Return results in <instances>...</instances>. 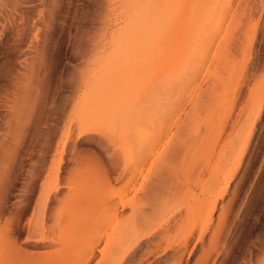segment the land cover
Here are the masks:
<instances>
[{"label":"rangeland","instance_id":"obj_1","mask_svg":"<svg viewBox=\"0 0 264 264\" xmlns=\"http://www.w3.org/2000/svg\"><path fill=\"white\" fill-rule=\"evenodd\" d=\"M221 15L217 45L202 59L212 39L189 25L204 20L209 29ZM125 110L141 127L164 131L156 151L171 135L188 147L177 152L188 157L175 154L178 196H154L151 229L132 234L128 206L118 223L105 220L88 233L94 210L70 201L86 179L68 180L103 168L113 191L123 188L127 179L110 173L115 149L105 129L126 123ZM127 159L120 156L119 167ZM78 161L86 166L76 171ZM147 165L138 179L145 185L161 176ZM65 210L83 226L59 240L49 229ZM157 229L159 241L151 238ZM187 234L180 264L202 263L213 246L203 264L264 259V0H0V264L78 263L100 237L99 251L123 245L109 252L119 253L109 264H173Z\"/></svg>","mask_w":264,"mask_h":264},{"label":"bare ground","instance_id":"obj_2","mask_svg":"<svg viewBox=\"0 0 264 264\" xmlns=\"http://www.w3.org/2000/svg\"><path fill=\"white\" fill-rule=\"evenodd\" d=\"M212 1L215 3V2H217L219 0H212ZM228 1H231V0H222V2H224L225 4ZM211 3L212 2H210V5H211ZM223 22H224V18L221 15L217 19L214 20V27L209 28V29L208 28H204L203 29V27H204L203 23H205L204 20H203V23L195 22L194 24L191 23L189 25L191 28H194V30H196V33H198V35L201 34L202 37H207V38L211 37V39H212L209 43L204 44L202 46V48H204V52H205V54L202 57V59L208 57V55H210V51L215 48L213 45L216 44L215 40H218L217 36H220V32L223 31V30H221L222 27H223ZM232 24H234V23H232ZM224 26H226V24ZM230 37H232V36H230ZM228 41H230V40H228ZM214 42H215V44H214ZM224 45H225V43L222 46H224ZM225 49H222V50L225 51ZM221 55H222V52H221ZM210 57H212V56H210ZM124 114H128L129 115V119H128V121L126 123H123L121 126L120 125L119 126H111V127H107L105 129V132L106 133L108 132L109 133L108 134L109 137H111V138H109L110 141H111V146H114V149H115L113 151L112 155L110 156V158H113L112 156H114L113 161L111 162L112 159L109 160L110 161L109 164H111L113 166L112 170H110V173L111 174L114 173V174L119 176V178L115 179V181H119V180L123 181V180L127 179V182L123 186V188H121V190H119V191H115L114 192L113 191V187L111 185V181L108 179L109 172L106 173V172L102 171L103 168H102V170L98 169L97 172L90 171L88 168H86L84 170L86 172L81 171L77 175H74L75 173L73 172L74 176L71 179L68 180L69 183H75L74 181L78 180V177H80V178L83 177V178L86 179V180L83 179L82 183L80 184V186L76 187L75 191H73L74 192V196H73V198L70 201H71V204H72L71 206H74L73 205V201H74L75 204H86V203H88L89 204V206H88L89 210H91V211L94 210V221L89 226L88 233L92 232L96 227H98L99 224H101L105 220H110V221L111 220H115V222H116V220L119 221L117 218H118V212L120 211V209L124 210L126 207L130 206L132 208V214L134 215V218H133L132 224H131V226H132L131 227V231H132V234L133 233L136 234L140 230L138 228V226H140L143 230H145L148 227L149 228L151 227V223L153 222L152 219L157 215V206H159L158 205V201H157L158 199H155L157 197L154 198V196H157V193H162L163 194L162 197L164 198L165 201H167V199H170V197L171 198L176 197L175 195L178 196V193L174 194V189L176 187L173 186V182H172V174L175 171V166L178 165L175 162V160H176L175 158L177 157V156L175 157V154L177 152L181 153L183 151L185 153V155H186V152L188 151V147L185 146V145L181 146L180 144H177V143L175 144V140H173V137L176 136V135H171V137H170L168 142L164 141V142H167V147L164 148L161 152H158V150L156 151V147L158 148L160 146L159 145L160 142H162V140H164L162 138V134L163 133L161 135H159V134L161 132H164V131L161 130V129L157 130L155 128L157 126H155V127L153 126L152 130L145 129V128H143V126L141 127L139 125V123L137 122L136 118L134 120H132V118L134 116H136V115L134 113H132V115L130 116V114H131L130 110H128V111L125 110V111H123L121 113V115H124ZM131 120L134 121V122L131 123ZM139 122H140V120H139ZM78 128H79L78 130L80 132V135L82 136V133H83L82 131L84 130V126H81V127L79 126ZM180 129L181 128L177 127L175 133H179V132L181 133L182 129L181 130ZM170 133H172V132H170ZM112 134H114V135H112ZM167 134H165L163 137L165 138V136ZM141 136H142V138H140ZM113 138L118 139V140H116V141L114 140L113 141L112 140ZM161 138H162V140L160 141ZM117 141H120L118 145L116 143ZM189 142H192V141H189ZM152 145H154L155 148H153L152 150L150 149V151H149V147H151ZM189 148H190V146H189ZM190 149H192V148H190ZM194 150H195V148H194ZM191 151L192 150H190V152ZM108 152H110V151H108ZM108 152H107V155H108ZM156 152H157V156H154V157H156L157 159L156 158L153 159V160L151 159V161H150L151 156L155 155ZM184 153H183V155H181L182 153L180 155L184 156ZM103 154H105V152ZM177 155L180 157L179 153H177ZM120 156L128 157V159H127L128 161L124 164V166H121V167H119V165H120L119 164ZM179 157H177V158H179ZM184 157H188V156H184ZM185 162L186 161H184L183 164H185ZM175 163H176V165H175ZM147 164L149 165V169H158V172H156L155 174L159 173V175H161V176L159 178H156L153 181V183L145 185L146 183H145L144 179H142L141 181H139V180L141 179L140 174H141L142 170H144L143 168L144 167L146 168ZM84 165H85V163H83L82 161H78L76 164L73 165V168L76 169V171H79L81 168L84 167ZM182 168H183V165H182ZM197 168H200V171L199 170H197V171L201 172V174H202L203 170H204V166L201 165L200 167H197ZM150 171L153 172L154 170L153 171L150 170ZM139 176H140V179H139ZM181 177H182V175H181ZM176 180L177 179H175V181ZM190 181H192V180H190ZM175 184H176V182H175ZM202 186H203V183H202ZM186 187L188 188V186H186ZM189 187H190V185H189ZM176 190L177 189H175V191ZM208 192H209V190H208ZM179 193H180V191H179ZM162 194H159V195H162ZM224 194H225V191H224ZM89 195H90V198H88ZM140 195H141V197L139 198ZM77 198H80L83 203L78 202ZM159 200H160V198H159ZM171 200L172 199H170V201ZM169 203H172V202H169ZM166 205H167V203H166ZM172 206H174V205L173 204L170 205V207H172ZM170 207H168L169 210H170ZM215 208L216 207L214 206V209L211 211V213L214 212ZM173 209H174V207H173ZM166 210H167V208H166ZM64 212L66 213L65 216H63V217L59 216L58 217L59 219L62 218L63 222L62 223H57L56 221H57L58 218L54 217L53 221H54L55 225L49 229V232L51 234H58L59 235V240L66 239L64 237L65 235H68V234H70L72 232H75V231H73L70 228L76 227V230H77L79 227L83 226L82 223H80V222H77L76 224H74V213H73L72 210H68V211L65 210ZM39 213H44V212L43 211H39ZM157 219L155 221H157ZM44 220L45 219L43 217L42 219L36 221V223H35V225H36L35 228L36 229L35 230H37V227L38 228L40 226L44 227V225H45V221ZM121 222H122V224L124 223L123 221H120L119 223L121 224ZM173 222H174V220H173ZM185 222H187V221H185ZM116 223H118V222H116ZM108 224H109V222H108ZM202 224H204V222ZM117 227H116V229H117L118 232H116V235L119 233L120 227H123V226L121 225L119 227V224H118ZM201 227L198 228L199 229L198 232H199L200 236H203L204 232H205V229L201 228ZM100 228H101V226H100ZM183 229H185V228H183ZM192 229L194 230V226H193ZM85 230L87 231L86 228H85ZM113 230L115 231V229H113ZM158 231H159V229L154 231L152 233V237L151 238H154V239L156 237L158 238V235H159ZM97 233H98V231H97ZM100 234H99V236H100ZM40 235H42L44 237L45 233L44 234H40ZM188 235L189 234H187L185 237H183L184 240L179 242L177 244V246L175 247V253L173 254V256H175V254H177V256L174 257V260H176V261L173 264H180V260H181V257L183 255L184 248L187 246V243H188ZM216 235H217V233H215L214 237ZM99 236H97V237L99 238ZM100 238L97 239L98 241L96 240V242L94 241V243L89 244L90 246H84L83 251H82L83 255L79 258L78 263L75 262L74 264H91L92 261L96 257L95 256V252L98 250V245H99L100 240H101ZM136 238H138L137 235H136ZM137 240L138 239H133V241L128 245V249H130L133 245H135L138 242ZM156 241H159V240L157 239ZM51 242L52 241L50 240V243ZM148 242H150V241H148ZM154 243H152V244L154 245ZM52 244H54V246L58 245L56 242H52ZM157 244H158V242H157ZM157 244H155V245L158 247L159 245H157ZM121 247H123V245L121 243H118V245L113 247L112 249H111V246H110L109 250H106L107 247L103 248L100 251L98 250L100 252V254H101V258L97 262V264H102V263L106 262L107 259L114 260L115 257H117L116 255L119 256V253L115 254L114 255L115 257H114V256H109V252L112 251V250L118 252V249L121 248ZM169 247H167V248H169ZM213 247L210 248L209 250H207V253L204 252L205 254L203 255V257L200 260V261H202V263L199 261L200 262V263L198 262L199 264H203V262L205 263L207 261V259L210 257V254L212 252H214L213 251ZM149 253H151V251H149ZM166 253H168V252L166 251ZM263 254H264V252H263ZM259 259H260V257H259ZM256 260H258V259H256ZM256 260H255V262H256ZM115 262H116V259H115ZM115 262L113 264H115ZM257 262H258V264H264V259L260 260V261H257ZM107 263L109 264V261H107Z\"/></svg>","mask_w":264,"mask_h":264}]
</instances>
